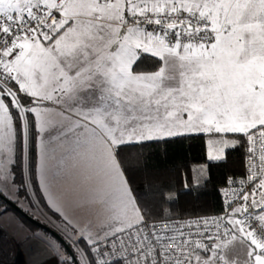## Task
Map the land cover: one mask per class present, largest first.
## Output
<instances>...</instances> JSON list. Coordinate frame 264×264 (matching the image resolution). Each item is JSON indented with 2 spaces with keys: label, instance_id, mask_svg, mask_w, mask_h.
Returning a JSON list of instances; mask_svg holds the SVG:
<instances>
[{
  "label": "snow or ice",
  "instance_id": "obj_1",
  "mask_svg": "<svg viewBox=\"0 0 264 264\" xmlns=\"http://www.w3.org/2000/svg\"><path fill=\"white\" fill-rule=\"evenodd\" d=\"M201 133L216 161L246 137L247 179L220 216L150 220L121 146ZM78 163L97 184L83 224L53 191ZM26 166L77 254L60 264H241L236 242L264 264V0H0V196L20 200Z\"/></svg>",
  "mask_w": 264,
  "mask_h": 264
},
{
  "label": "trees",
  "instance_id": "obj_2",
  "mask_svg": "<svg viewBox=\"0 0 264 264\" xmlns=\"http://www.w3.org/2000/svg\"><path fill=\"white\" fill-rule=\"evenodd\" d=\"M147 59L152 64L147 70H157L160 61L154 57H147ZM134 70L144 71L139 64L134 66ZM234 138L239 139L240 143L235 147L226 148L225 158L220 161L207 159V137L203 134L121 146L120 157L124 161L127 179L134 193L140 198V204L147 205L150 209L149 219H173L223 213L224 207L219 190L225 186L229 177L243 176L246 168L245 137L235 135ZM31 148V159L34 161L33 145ZM14 172L15 182L22 184L24 179H27L31 185L30 190H32L35 186L33 185L34 172L29 174L27 166L23 177L19 167H15ZM197 179H199V186L195 184ZM185 182L189 185L187 189L184 186ZM160 189H169L174 195L171 199H165L158 194ZM19 197L26 199L27 206L31 205L27 189L22 188ZM11 202L23 209L26 214L28 213L18 204L19 201ZM165 209H167V214ZM9 212L14 214L16 219L23 223L31 233L38 230L37 226L0 199V215ZM46 237L57 243L52 236L46 234ZM58 245L65 251L60 244ZM69 248L75 258L73 248L70 246ZM85 249H87L86 245Z\"/></svg>",
  "mask_w": 264,
  "mask_h": 264
},
{
  "label": "rangeland",
  "instance_id": "obj_3",
  "mask_svg": "<svg viewBox=\"0 0 264 264\" xmlns=\"http://www.w3.org/2000/svg\"><path fill=\"white\" fill-rule=\"evenodd\" d=\"M208 152H209V145L207 141V159L209 161H216V160H210L208 158ZM200 174L202 173L200 172ZM89 176H90V172L87 169L86 165L84 163H78L77 166L74 169H72V178L66 177L64 180L58 182L53 189V191L58 196L61 197V203L64 212L74 221H78L80 224H83L87 219L93 218L90 212H88L85 209L77 208L75 206V202L78 199L87 196L89 194V190L97 186L95 179L94 178L89 179ZM34 178L35 175H33V182H34L33 185H35L36 183ZM36 188H38V190ZM27 193L31 200V205L28 206L26 205L27 201L25 198H20L18 204L21 205L23 208H25L28 212L32 213L33 216L36 217V219H38L42 223H46L50 228L58 232L59 235H61L63 239L66 241L68 246L72 247L71 243L66 239V235L64 231L65 229L64 220L62 219L59 213L54 211L52 208L51 209L53 211L49 208V205L45 202L44 197L40 194L41 193L40 188L34 186L32 187V190H30V188L27 189ZM29 193H33V194L29 195ZM9 200L13 201V199H9ZM0 227L7 234H9L17 244L23 243L27 238L37 236L36 234L40 233L41 235L39 239L41 241L43 240L45 244H46L45 240H48L50 241V245L55 246V248H58L59 246L58 243H55L54 241L48 239L46 235L44 236L41 231L39 232L35 231L34 234L27 233L29 229L26 228L23 225V223L19 222V220H17L14 214H12L11 212L3 213L0 215ZM80 243L84 244V241L81 240ZM246 251L247 249L245 245L236 242L234 247H232L228 252L229 259L233 257H238L239 260L241 261V264H243V261L246 259ZM75 255H76L75 259H77L76 252Z\"/></svg>",
  "mask_w": 264,
  "mask_h": 264
},
{
  "label": "water",
  "instance_id": "obj_4",
  "mask_svg": "<svg viewBox=\"0 0 264 264\" xmlns=\"http://www.w3.org/2000/svg\"><path fill=\"white\" fill-rule=\"evenodd\" d=\"M0 199H2L4 202L10 205L14 210H16L19 214H21L27 220L31 221L32 223H35L41 230L47 232L50 236H52L57 241V243L60 244L64 248L67 254L69 256H72L73 259L76 260L68 244L63 239V237L59 235L58 232H56L53 229H49L43 224H40L34 221V219L27 216L24 213V211L21 210L17 205L12 203L8 199H5L3 196H0ZM20 252H21L23 264H41L42 262H45L46 260H48L46 264H56L55 260L52 258V253L49 247L46 246L40 239L36 238L35 236L30 237L26 239L23 243H21Z\"/></svg>",
  "mask_w": 264,
  "mask_h": 264
},
{
  "label": "built area",
  "instance_id": "obj_5",
  "mask_svg": "<svg viewBox=\"0 0 264 264\" xmlns=\"http://www.w3.org/2000/svg\"><path fill=\"white\" fill-rule=\"evenodd\" d=\"M248 141L245 137V147H246V152H247V148H248ZM249 155V153L247 152V156ZM235 180H239V179H247V169L245 168V174L241 177H236L234 178ZM240 185L238 183L233 184V185H229L228 181L225 184L224 187H222L219 190V194L221 196L222 199V203H223V207L225 209V197L222 194V190L223 189H232V188H236L239 189ZM224 213V212H223ZM223 213L220 214H211V215H204L202 217H210V216H220ZM195 217H200V216H186V217H180V218H173L170 220H186L189 218H195ZM159 230V229H157ZM42 242L44 243V241L42 240ZM45 244V243H44ZM20 244H17L12 237L7 234L1 227H0V264H20L18 259H17V252H19L20 254ZM46 246L49 247V249L51 250L52 253V258L55 260L56 264H60V256L59 253L57 251V248H55V246L50 245V243L48 241H46ZM48 260H46L45 262H42L41 264H46Z\"/></svg>",
  "mask_w": 264,
  "mask_h": 264
},
{
  "label": "crops",
  "instance_id": "obj_6",
  "mask_svg": "<svg viewBox=\"0 0 264 264\" xmlns=\"http://www.w3.org/2000/svg\"><path fill=\"white\" fill-rule=\"evenodd\" d=\"M147 57H151V56H149L148 54H142V58L139 60V61H137V63L135 64V65H137V64H139V67H141V69L142 70H144V71H136V72H152L151 70H147V69H149V68H151V66H152V64H151V62H150V60L149 59H147ZM145 58V59H144ZM155 58V57H154ZM157 59V58H156ZM161 63V62H160ZM134 65V66H135ZM133 66V67H134ZM146 70V71H145ZM155 71V70H154ZM202 134V133H201ZM191 135H198V134H191ZM203 135H205V134H203ZM227 136H228V138L229 139H233L234 137H235V135H239V134H232V133H229V134H226ZM206 137H207V141H208V139H209V137L207 136V135H205ZM147 142V141H146ZM206 147H207V142H206ZM226 149V148H225ZM224 149V150H225ZM33 151H34V154H35V147H34V143H33ZM34 158H35V155H34ZM33 175H35V173L33 174ZM35 179V186L36 187H38L37 186V181H36V178H34ZM37 190H38V188H36ZM41 194V193H40ZM50 208V207H49ZM51 209V208H50ZM52 210V209H51ZM53 211V210H52Z\"/></svg>",
  "mask_w": 264,
  "mask_h": 264
},
{
  "label": "flooded vegetation",
  "instance_id": "obj_7",
  "mask_svg": "<svg viewBox=\"0 0 264 264\" xmlns=\"http://www.w3.org/2000/svg\"><path fill=\"white\" fill-rule=\"evenodd\" d=\"M3 208H5V207H3ZM24 213H25V211H24ZM25 214H26V213H25ZM26 215L29 216L30 218L34 219V221H36V222H38V223H40V224H43L44 226L48 227L49 229H52V228H50L46 223H42L41 221H39L38 219H36V217L33 216L32 213L28 212ZM28 221H29V220H28ZM30 222H31V221H30ZM31 223H32V222H31ZM32 224L35 225V226H37L35 223H32ZM37 227H38V226H37ZM53 230H54V229H53ZM39 231H41V232L43 233L44 236H45L46 234H48L47 232L41 230V229L38 227L37 232H39ZM27 233H31V232L28 230ZM32 234H34V232H33ZM48 235H49V234H48ZM29 236H32V235H29ZM29 236H28V237H29ZM35 237L39 239V237H37V236H35ZM27 239H28V238H27ZM53 239H54V238H53ZM54 240H55V239H54ZM45 241H48V240H45ZM48 242L50 243V241H48ZM66 253H67V252H66Z\"/></svg>",
  "mask_w": 264,
  "mask_h": 264
},
{
  "label": "bare ground",
  "instance_id": "obj_8",
  "mask_svg": "<svg viewBox=\"0 0 264 264\" xmlns=\"http://www.w3.org/2000/svg\"><path fill=\"white\" fill-rule=\"evenodd\" d=\"M17 259H18V261L20 260V264H23L22 263V256H21V252H20V254H19V252H17Z\"/></svg>",
  "mask_w": 264,
  "mask_h": 264
}]
</instances>
